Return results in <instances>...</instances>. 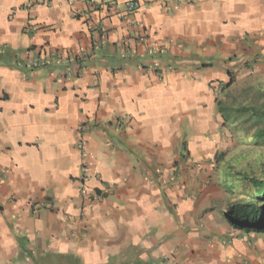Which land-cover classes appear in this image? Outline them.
<instances>
[{"label":"crops","instance_id":"1","mask_svg":"<svg viewBox=\"0 0 264 264\" xmlns=\"http://www.w3.org/2000/svg\"><path fill=\"white\" fill-rule=\"evenodd\" d=\"M136 1L0 0V264H264L210 164L264 0Z\"/></svg>","mask_w":264,"mask_h":264},{"label":"rangeland","instance_id":"2","mask_svg":"<svg viewBox=\"0 0 264 264\" xmlns=\"http://www.w3.org/2000/svg\"><path fill=\"white\" fill-rule=\"evenodd\" d=\"M242 43V50L235 55V65L227 67L228 78L233 77L232 85L222 89L218 84L213 89L214 99L229 108H245L264 112V37ZM234 58V59H235ZM221 89V93L218 92ZM215 101V100H214ZM217 105V104H216ZM217 107V106H216ZM235 116L232 114V117ZM216 122V133H212L213 159L210 162L214 174L220 173V179L226 183V192L230 199H238L242 195L241 186L244 176L264 179V146L256 147L249 143L260 123L254 119L236 117L226 123L217 111L213 117ZM216 134V137H212ZM220 171V172H218ZM216 186L221 184L214 183ZM233 200V201H234Z\"/></svg>","mask_w":264,"mask_h":264},{"label":"trees","instance_id":"3","mask_svg":"<svg viewBox=\"0 0 264 264\" xmlns=\"http://www.w3.org/2000/svg\"><path fill=\"white\" fill-rule=\"evenodd\" d=\"M229 74V73H228ZM234 79L228 78L222 88H229ZM221 93V89L218 91ZM216 106L221 117L227 123L229 119L245 117L254 119L260 127L252 134L249 143L252 146H264V112H258L245 108H229L216 98ZM232 114L235 116L232 117ZM240 198L228 205L226 220L234 229L242 233L264 234V179L244 176L242 180Z\"/></svg>","mask_w":264,"mask_h":264},{"label":"built area","instance_id":"4","mask_svg":"<svg viewBox=\"0 0 264 264\" xmlns=\"http://www.w3.org/2000/svg\"><path fill=\"white\" fill-rule=\"evenodd\" d=\"M116 1H122L124 4V8H125V16H130L132 15L138 8V2L136 0H116ZM54 57L56 58H60V54H53ZM83 56V55H82ZM82 56H80L79 54H74L72 56L69 57V59L71 60H76L79 58H82ZM49 57V56H48ZM45 58L42 57L36 61H43ZM47 60V59H46ZM82 131L85 129L83 126L81 127ZM80 132V134H82L83 132ZM85 168H87V166H84Z\"/></svg>","mask_w":264,"mask_h":264}]
</instances>
